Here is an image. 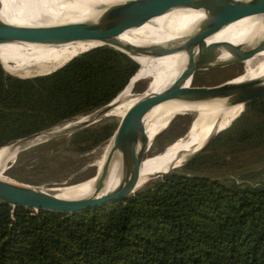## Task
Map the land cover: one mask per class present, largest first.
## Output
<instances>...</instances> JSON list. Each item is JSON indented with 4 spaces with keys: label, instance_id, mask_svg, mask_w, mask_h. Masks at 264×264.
<instances>
[{
    "label": "trees",
    "instance_id": "obj_1",
    "mask_svg": "<svg viewBox=\"0 0 264 264\" xmlns=\"http://www.w3.org/2000/svg\"><path fill=\"white\" fill-rule=\"evenodd\" d=\"M129 42L151 45L143 35ZM39 50L0 44V149L97 109L157 61L107 44L69 60ZM109 118L54 140L92 150L113 134ZM42 167L6 173L38 184ZM0 264H264V96L246 102L201 153L125 199L72 213L0 203Z\"/></svg>",
    "mask_w": 264,
    "mask_h": 264
},
{
    "label": "water",
    "instance_id": "obj_2",
    "mask_svg": "<svg viewBox=\"0 0 264 264\" xmlns=\"http://www.w3.org/2000/svg\"><path fill=\"white\" fill-rule=\"evenodd\" d=\"M181 7L201 9L204 11V17L200 27L195 32L190 34L180 45L175 44L165 48L156 46L151 48L150 51L147 48H140V50H137L142 53L150 52L152 54H161L171 52L175 49H183L186 50L188 54V63L176 78L160 90L151 92L145 91L144 88V91L138 93V98L128 106L123 115L119 118L109 140L112 142V150L119 149L123 155V177L120 182L111 190L101 191L107 175V169L104 166L95 176L93 193L84 197H63L54 192L55 186L57 184L69 182V179L65 181H53L48 185L39 183L34 184L4 176L2 173V175H0V203H7L13 206L23 205L34 210L46 209L69 213L81 211L90 207L100 206L111 200L125 199L150 179L171 170H175L201 153L212 138L220 130L227 127L242 111L246 102L264 96V81L258 78L234 81L232 77L212 85L192 84L194 72L198 69H211L240 61L242 62L244 59L264 49V36L251 45H236L230 42L221 44L217 42L205 43V39L224 25L242 16L264 13V0H120L106 4L100 14L92 19L52 24H18L0 18V42L27 40L55 46L76 40L94 41L95 43L93 45L76 54L94 46L107 44L116 47L134 59L131 51L135 49H132L130 45L124 44L119 38L120 34L127 28L141 25L152 16ZM220 45L228 50V57L218 59ZM56 68L47 72L26 76L12 74L20 77H30L49 73ZM188 79L189 82L186 84ZM119 94L97 109L75 118L77 123L73 127L56 131L44 140L68 134L79 128L107 118L108 112ZM171 98L187 101L226 98L227 103H241L242 108L227 125L219 128L208 140L183 161L173 165L165 171L159 172L143 183H138L140 163L145 157L150 144L160 132L156 133L152 139L149 138L144 123V115L153 105ZM58 125L59 124L23 136L8 144L24 142L32 135L52 130ZM31 146H33V144L25 145L21 149L24 150ZM15 160L16 158L7 165L3 172L11 167Z\"/></svg>",
    "mask_w": 264,
    "mask_h": 264
},
{
    "label": "bare ground",
    "instance_id": "obj_3",
    "mask_svg": "<svg viewBox=\"0 0 264 264\" xmlns=\"http://www.w3.org/2000/svg\"><path fill=\"white\" fill-rule=\"evenodd\" d=\"M116 1L120 0H0V18L18 24H52L92 19L100 14L106 4ZM60 14L67 16L69 20L60 18ZM183 16H186V18L182 19L181 17ZM203 17L204 11L201 9L174 8L159 15L152 16L139 26L130 27L123 31L119 38L124 44L130 45L132 49L136 50L131 51L132 55L140 58L157 57V61L152 69L136 72L132 76V80L130 79L127 84L128 86L126 85L127 90H131V87L136 81L147 80L148 85L145 91H158L176 78L188 63L186 50L175 49L171 52L161 54H152L150 52L142 53L137 50L147 48L150 51L151 48L156 46L165 48L175 44L180 45L190 34L200 27ZM238 19L231 21L206 37L205 43L217 42L221 44L230 42L236 45H251L264 36V17L252 26L223 29L231 23L238 21ZM141 35L146 36L151 45L137 46L129 42ZM9 42H0V44ZM13 42H23L38 48L40 49V53L47 59H53V56L49 52L55 55H65V57L70 58L77 52L95 43L94 41L76 40L53 46L27 40H13ZM226 52L228 50L220 45L219 53ZM247 63L250 68L247 76L233 77V80L258 78L264 81V56L251 59ZM188 82L189 79L186 81V84ZM126 94L120 98H116L109 112L115 109L127 97ZM241 108V103L229 104L226 102V98H212L200 101L171 98L153 105L144 115L146 132L150 139L161 129L166 121L178 113L182 111L192 112L194 117L186 135L167 146L160 154L142 160L139 168L138 183H143L159 172L165 171L183 161L219 128L227 125ZM74 121L61 123L52 130L34 134L24 142L12 143L6 145V147L3 146L5 148L0 150V175H2L3 170L6 168L10 157L22 151L21 148L25 145H34L48 138L49 135L56 131L69 129L76 125L77 120ZM104 166L107 169V175L101 191L111 190L123 177V155L121 150H112L110 147L107 159L102 163L99 171ZM95 176L76 184L58 188L55 186L54 192L63 197L87 196L94 192Z\"/></svg>",
    "mask_w": 264,
    "mask_h": 264
},
{
    "label": "rangeland",
    "instance_id": "obj_4",
    "mask_svg": "<svg viewBox=\"0 0 264 264\" xmlns=\"http://www.w3.org/2000/svg\"><path fill=\"white\" fill-rule=\"evenodd\" d=\"M263 17L264 13L245 15L239 18L238 21L231 23L229 26H226L223 29L252 26L256 22L260 21ZM60 18L69 20V18L63 14H60ZM181 18H186V16H183ZM228 56L229 52L221 54L219 53L218 59H223ZM263 56L264 49L244 59L242 62L240 61L211 69H198L194 72L192 84L212 85L220 83L232 77L237 78L247 76L250 70L247 61ZM147 85V80H138L133 84L131 90H127L126 87L118 96V98L122 97L126 93L127 97L122 100L118 104V106L115 107V109L108 113V117L111 118L106 120H114L116 123H118V120L123 115L124 111L132 102L136 100V97L139 96L137 95L138 93L144 91V88L145 90L147 89ZM193 117L194 114L192 112L182 111L172 117V120L169 119L168 121H166L159 130L160 132H157V136L150 144V147L146 151L145 157L143 159L160 154L167 146L171 145L174 141L186 135V133H188L189 131ZM56 137L49 138L37 144L35 143L36 145H33L16 153L13 157H10L9 162L6 164V167L15 158L16 160L13 162L11 167H16L18 170L25 168L26 170L30 171L34 166L43 165L41 171L37 173V176L41 178L43 177L44 179H46V181H42L39 184L48 185L53 181H65L66 179H69V182L57 184L56 186L58 188L70 184L79 183L95 176L99 171L102 163L107 159V155L111 147V142H109L110 140H108L107 142L100 144L92 150L77 151L64 148L63 139L54 140V138ZM11 167L7 168L3 172L4 176L14 178L6 173V171Z\"/></svg>",
    "mask_w": 264,
    "mask_h": 264
}]
</instances>
